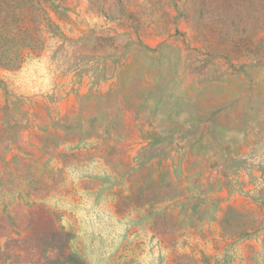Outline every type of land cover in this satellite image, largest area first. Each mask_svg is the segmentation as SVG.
Listing matches in <instances>:
<instances>
[{
  "label": "rangeland",
  "instance_id": "1",
  "mask_svg": "<svg viewBox=\"0 0 264 264\" xmlns=\"http://www.w3.org/2000/svg\"><path fill=\"white\" fill-rule=\"evenodd\" d=\"M0 264H264V0H0Z\"/></svg>",
  "mask_w": 264,
  "mask_h": 264
}]
</instances>
